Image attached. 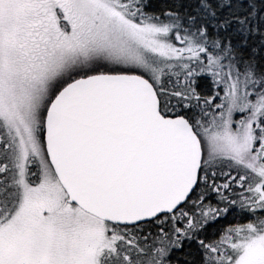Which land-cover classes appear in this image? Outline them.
<instances>
[{
  "label": "snow or ice",
  "instance_id": "6c2138e0",
  "mask_svg": "<svg viewBox=\"0 0 264 264\" xmlns=\"http://www.w3.org/2000/svg\"><path fill=\"white\" fill-rule=\"evenodd\" d=\"M0 264H264V0H0Z\"/></svg>",
  "mask_w": 264,
  "mask_h": 264
}]
</instances>
